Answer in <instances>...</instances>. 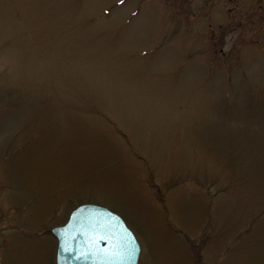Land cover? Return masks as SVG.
<instances>
[{"label": "rangeland", "instance_id": "rangeland-1", "mask_svg": "<svg viewBox=\"0 0 264 264\" xmlns=\"http://www.w3.org/2000/svg\"><path fill=\"white\" fill-rule=\"evenodd\" d=\"M243 3L0 0V264H56L80 204L139 264H264V0Z\"/></svg>", "mask_w": 264, "mask_h": 264}, {"label": "water", "instance_id": "water-1", "mask_svg": "<svg viewBox=\"0 0 264 264\" xmlns=\"http://www.w3.org/2000/svg\"><path fill=\"white\" fill-rule=\"evenodd\" d=\"M51 232L56 264H138L141 248L133 232L103 206L82 204Z\"/></svg>", "mask_w": 264, "mask_h": 264}, {"label": "flooded vegetation", "instance_id": "flooded-vegetation-1", "mask_svg": "<svg viewBox=\"0 0 264 264\" xmlns=\"http://www.w3.org/2000/svg\"><path fill=\"white\" fill-rule=\"evenodd\" d=\"M243 1H244V0H242V3H243ZM248 1H249V0H245L243 4H247ZM217 4H218V2H217ZM248 4H250V3H248ZM221 5H223V4H222V3H221V4H218V5H217V9H220V6H221ZM228 9H230V8H228Z\"/></svg>", "mask_w": 264, "mask_h": 264}, {"label": "snow or ice", "instance_id": "snow-or-ice-1", "mask_svg": "<svg viewBox=\"0 0 264 264\" xmlns=\"http://www.w3.org/2000/svg\"><path fill=\"white\" fill-rule=\"evenodd\" d=\"M121 2H122V0H121Z\"/></svg>", "mask_w": 264, "mask_h": 264}]
</instances>
